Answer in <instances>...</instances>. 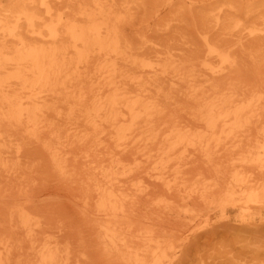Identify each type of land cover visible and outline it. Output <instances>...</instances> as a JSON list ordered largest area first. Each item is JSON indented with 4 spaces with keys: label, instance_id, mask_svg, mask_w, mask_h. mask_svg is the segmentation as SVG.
Instances as JSON below:
<instances>
[{
    "label": "rangeland",
    "instance_id": "374dc122",
    "mask_svg": "<svg viewBox=\"0 0 264 264\" xmlns=\"http://www.w3.org/2000/svg\"><path fill=\"white\" fill-rule=\"evenodd\" d=\"M0 264H264V0H0Z\"/></svg>",
    "mask_w": 264,
    "mask_h": 264
},
{
    "label": "bare ground",
    "instance_id": "6f19581e",
    "mask_svg": "<svg viewBox=\"0 0 264 264\" xmlns=\"http://www.w3.org/2000/svg\"><path fill=\"white\" fill-rule=\"evenodd\" d=\"M97 18V17H96ZM85 40V39H84Z\"/></svg>",
    "mask_w": 264,
    "mask_h": 264
}]
</instances>
